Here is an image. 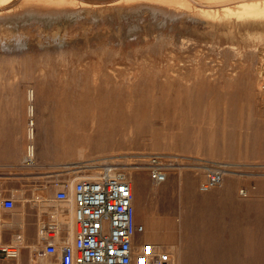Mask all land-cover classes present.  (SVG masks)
<instances>
[{
    "label": "rangeland",
    "instance_id": "obj_1",
    "mask_svg": "<svg viewBox=\"0 0 264 264\" xmlns=\"http://www.w3.org/2000/svg\"><path fill=\"white\" fill-rule=\"evenodd\" d=\"M181 13L0 18V164L27 157L33 106L36 164L113 162L164 264H264V13ZM153 153L170 157L165 182ZM206 162L229 171L202 192ZM42 246L24 264H57Z\"/></svg>",
    "mask_w": 264,
    "mask_h": 264
},
{
    "label": "built area",
    "instance_id": "obj_2",
    "mask_svg": "<svg viewBox=\"0 0 264 264\" xmlns=\"http://www.w3.org/2000/svg\"><path fill=\"white\" fill-rule=\"evenodd\" d=\"M264 88V85H262ZM32 94V92H31ZM34 108L29 111L26 163H34ZM166 154L153 153L142 158L153 181L165 182L170 164ZM205 172L199 190L207 192L221 185L229 171L226 163L206 162L196 164ZM76 166V165H75ZM73 166L72 185L75 202V239L63 244L57 264H164L167 252L160 244L146 236V228L136 219L133 203L132 179L113 162L92 163L81 170ZM94 167V168H93ZM96 169L95 173L90 170ZM59 198H67L69 193L59 192ZM10 207L11 202H6ZM46 254H56L57 248L50 243ZM21 247L14 244L0 246V257L15 258Z\"/></svg>",
    "mask_w": 264,
    "mask_h": 264
},
{
    "label": "crops",
    "instance_id": "obj_3",
    "mask_svg": "<svg viewBox=\"0 0 264 264\" xmlns=\"http://www.w3.org/2000/svg\"><path fill=\"white\" fill-rule=\"evenodd\" d=\"M36 162L34 158L28 164L25 157L22 162L0 164V243H21L22 250L15 258L0 257V264H24L29 257L24 251L39 243L45 253L46 246L53 243L57 252L50 256L56 259L63 244L75 239L72 185L65 186L72 183L73 171L68 170L75 164ZM36 165L38 169L30 168ZM63 191L69 193L67 198L57 196Z\"/></svg>",
    "mask_w": 264,
    "mask_h": 264
},
{
    "label": "bare ground",
    "instance_id": "obj_4",
    "mask_svg": "<svg viewBox=\"0 0 264 264\" xmlns=\"http://www.w3.org/2000/svg\"><path fill=\"white\" fill-rule=\"evenodd\" d=\"M79 6L86 8L88 6L94 8L108 6L123 8L124 10H133L145 6L154 12H165V15L174 13L179 16L181 12L186 13V16H190L187 14L218 16L219 13H223L225 14L223 17L228 13H230V16L235 14L238 17H260L264 13V0H0V18L8 15L11 17L12 15L15 16L20 12L26 11V9L32 15L55 16ZM182 13L181 15H184ZM211 18L213 19V16Z\"/></svg>",
    "mask_w": 264,
    "mask_h": 264
}]
</instances>
